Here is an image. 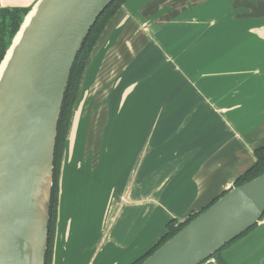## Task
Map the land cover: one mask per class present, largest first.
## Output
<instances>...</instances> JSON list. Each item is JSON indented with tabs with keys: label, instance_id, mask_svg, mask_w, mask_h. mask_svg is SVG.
<instances>
[{
	"label": "crops",
	"instance_id": "crops-1",
	"mask_svg": "<svg viewBox=\"0 0 264 264\" xmlns=\"http://www.w3.org/2000/svg\"><path fill=\"white\" fill-rule=\"evenodd\" d=\"M263 145L264 0H126L82 74L51 264H132L234 187ZM219 256L264 264V217Z\"/></svg>",
	"mask_w": 264,
	"mask_h": 264
},
{
	"label": "water",
	"instance_id": "water-1",
	"mask_svg": "<svg viewBox=\"0 0 264 264\" xmlns=\"http://www.w3.org/2000/svg\"><path fill=\"white\" fill-rule=\"evenodd\" d=\"M113 1L37 0L0 62V264H45L64 94L77 54ZM263 216L264 172L229 189L141 264H202Z\"/></svg>",
	"mask_w": 264,
	"mask_h": 264
},
{
	"label": "trees",
	"instance_id": "trees-1",
	"mask_svg": "<svg viewBox=\"0 0 264 264\" xmlns=\"http://www.w3.org/2000/svg\"><path fill=\"white\" fill-rule=\"evenodd\" d=\"M124 2H126V0H114L105 9V11L100 15L95 25L92 27L88 36L86 37L79 53L77 54L73 67L71 69L69 81H68L67 88H66L63 102H62L61 113H60V118H59L58 127H57V137H56L54 162H53L52 189H51V199H50V218H49V224H48V242H47V250H46V255H45V264H51L53 240H54L56 218H57L59 178H60L61 163H62L63 153H64V149L66 145V138H67V134H68L69 126H70L72 110L76 103L82 74L84 72L86 63L90 57V54L96 42L98 41L101 33L103 32L105 26L114 17V15L116 14L118 9L121 7V5ZM27 12H28V9L26 8H12V9L0 10V62L3 59L5 52L8 49L13 37L17 33L23 16ZM254 157H255L254 164L235 180L234 187L241 186L253 180L254 178L258 177L264 172V145L255 149ZM226 192L227 191H225L222 195H224ZM214 202L204 207L199 212L190 214L182 222L172 221L168 223V225L166 226L165 233L158 240L155 246L148 253L140 257L138 260H136L132 264H141L147 257H149L161 245H163L166 241H168L175 234H177L184 226H186L190 221L196 218L200 213L205 211ZM253 228L249 229L246 233H244L243 235H241L240 237L232 241L230 244H232L236 240L246 235ZM220 252H218L212 258L216 259L218 264H224L222 260L220 259V256H219Z\"/></svg>",
	"mask_w": 264,
	"mask_h": 264
},
{
	"label": "rangeland",
	"instance_id": "rangeland-1",
	"mask_svg": "<svg viewBox=\"0 0 264 264\" xmlns=\"http://www.w3.org/2000/svg\"><path fill=\"white\" fill-rule=\"evenodd\" d=\"M61 167H62V163H61ZM60 172H61V170H60ZM59 181H60V178H59Z\"/></svg>",
	"mask_w": 264,
	"mask_h": 264
}]
</instances>
